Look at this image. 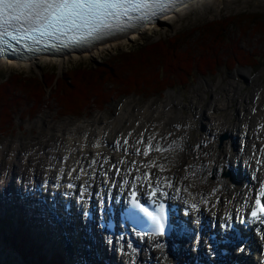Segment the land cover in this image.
Listing matches in <instances>:
<instances>
[{
	"label": "bare ground",
	"instance_id": "obj_1",
	"mask_svg": "<svg viewBox=\"0 0 264 264\" xmlns=\"http://www.w3.org/2000/svg\"><path fill=\"white\" fill-rule=\"evenodd\" d=\"M212 1L218 0H192L174 17L181 16L193 7L208 6ZM174 17L162 18L155 28L167 26L168 21ZM142 33L143 30H139L112 37L84 50L58 54L50 59L39 55L28 62L11 59L8 64L37 67L39 70H42V62L56 61L62 66L66 61L86 58L117 45L127 44ZM3 62L0 59V65ZM240 73L252 76L249 69H243ZM255 95L252 104L257 110L256 114L251 110L244 114L237 111L239 115L236 117L235 110L228 117L219 114L235 96V92L229 91L227 95H220V100L214 98L207 109H201L204 116L198 111L190 119H183L177 113L176 116L182 118V124L165 130H161L155 120L163 113L173 114L174 109L181 112L178 104L165 105L162 114L157 115L155 111L151 113L147 106L135 117L133 127L130 128H126L131 119L127 118L130 115L128 110H123L109 121L90 120L70 129L63 125L64 130L59 135L63 137L53 146L49 145L46 149L24 146L26 164L19 165L22 171L17 178L23 183L28 181L32 188L37 182L43 184L53 179H57L60 188L72 183L70 190L81 191L86 206L100 203L105 195L110 198L117 192L127 191L131 184L146 190L154 184H160L171 198L192 206L191 217L194 221L200 217L225 221L247 210L263 177L264 104H260L261 95L258 90ZM245 105L248 106V103ZM198 117H201L200 122L196 121ZM196 127L203 132L193 139L191 133ZM223 134H227L230 141L219 144V137ZM148 142L160 147V151L152 150L147 157L143 152ZM137 151H143V155L137 157ZM237 165H242L244 169L241 179H237L233 172L231 175L225 174L231 166ZM248 170L251 175L246 178ZM147 172L152 174L149 180L144 177ZM11 173V170L4 169L2 178L9 179ZM209 226L206 225V232L210 233ZM157 241H146L142 247L132 242L123 246L118 244L116 250L123 257L124 264H190L192 254L199 256L206 251L213 259L220 260L216 248L220 243L207 240L204 234L186 241L188 246L177 248L171 247L173 244L169 246V243L157 244ZM254 247L259 250L261 264H264V226L255 233ZM84 257L89 261L87 254ZM219 264H225V261Z\"/></svg>",
	"mask_w": 264,
	"mask_h": 264
},
{
	"label": "rangeland",
	"instance_id": "obj_2",
	"mask_svg": "<svg viewBox=\"0 0 264 264\" xmlns=\"http://www.w3.org/2000/svg\"><path fill=\"white\" fill-rule=\"evenodd\" d=\"M241 13H247V15L258 13L264 16V0H218L212 1L205 7H193L187 12H184L181 16L170 19L167 26L145 31L127 44L117 45L114 48L103 50L98 54L89 55L86 58L66 61L62 66L56 61L52 63L42 62V70H39L37 67L27 68L3 62V64L0 65V82L6 80L8 76L10 78L12 77L13 80L25 76L34 79L38 78L39 80L41 79V81L45 79L49 80L54 76L56 81L57 79H62L64 76H67L73 67L78 66L82 69L89 68V65H97L96 63H99L101 59H107L109 56L115 55L116 52H127L128 49L135 48L140 45V43L145 42L147 44H152L159 41V38L164 40L174 33L190 32L194 27H200L206 23L208 24L222 18H235L237 15L240 16ZM237 19L239 18H236V20ZM245 28L246 27L242 29L238 27L231 28L229 29V34L233 37V42L237 44L236 46L239 50V54H241V52L247 54L248 60L249 55H252V61L258 60L256 68L238 64L231 70L228 66L224 65V62L221 60L223 65L216 71H204V74H194L188 85L169 88L162 91L161 94L152 97H147L146 94L138 95L135 93L120 97L116 95L114 98H110V101L103 107H97L91 104L87 106V108L84 107V109H81L78 113L80 117H77V115H62L63 111L60 110L59 106L62 99H60L59 102L57 98L53 97V91L55 89L56 91L58 90V87H56L53 81V89L51 91V89L48 88L43 105L37 110V113L29 117V111L27 113L25 112L26 105L23 104L16 116L14 126L9 129V131H0V175L3 173L4 169H9L12 171L10 177L16 178L22 171L19 165H23L25 162V158L23 157V151H25L24 146L30 149L35 146L44 147L45 149L47 146H53L59 141V138L63 137L59 136L64 130L63 125L70 129L74 125L84 124L93 120L106 119L109 121L123 110H128L130 113L127 117H131L130 122L126 125V128H130L133 127L135 117H138L139 112L147 106L150 107L149 110H151V113L155 111L154 114L157 115L163 112V109L166 107L165 105L169 103L178 104L181 108V112H177L179 110L174 109L173 114L168 115L166 113H161L162 115H158L159 117L156 118L155 121L159 123V128L165 130L182 124V118L177 117V113L182 115L183 119H190L194 112L198 111L204 116L201 109H207L208 104L211 103L214 98L220 100V95H227L230 91L231 93L235 92V96L228 105L229 108L227 107L225 110L220 111L219 114H225V116L227 115L228 117L233 110L236 111L234 117L239 115L237 111L244 114L251 110L253 114H256L257 110L254 109L252 100L256 97L255 92L257 90L261 95L260 104H264V36L254 35L251 30L244 33ZM195 36L196 37L192 41L188 42L187 48H196V39L199 36L198 34ZM221 54L222 53L219 52V55ZM253 55L256 59H254ZM243 69H249L252 76L249 77L248 75L246 76V74H241L240 71ZM124 75L126 77L123 78L126 79L132 76H127V74ZM138 76H141V74H135V77ZM120 88L123 87L116 89L122 90ZM233 89H235V91ZM112 90L113 89L109 87V90L104 92V96L109 97V93H111ZM71 91L72 92L69 93L70 95H77L79 89L78 87H72ZM58 92V96H61L60 91ZM69 94L68 97H70ZM62 97L63 99L65 98L64 95H62ZM245 103H248V106H246ZM200 120L201 117L196 118L197 122H200ZM241 121L243 122V119H241ZM201 132H203L202 129L196 127L191 133L192 138L195 139ZM228 141H230V138L227 135V138L224 139L223 142L219 140V144H224ZM255 142H257V140H255ZM237 144H239V141ZM88 160L89 158H87V161ZM11 164L12 166L10 168ZM25 164L26 163H24V165ZM43 165L44 162L41 166ZM16 248L17 246L15 244L14 251ZM9 252L11 253V250L8 248L7 242L4 241V249L0 252V259L6 254H9ZM0 264L4 263L0 260ZM20 264H25V262H20Z\"/></svg>",
	"mask_w": 264,
	"mask_h": 264
},
{
	"label": "trees",
	"instance_id": "obj_3",
	"mask_svg": "<svg viewBox=\"0 0 264 264\" xmlns=\"http://www.w3.org/2000/svg\"><path fill=\"white\" fill-rule=\"evenodd\" d=\"M234 27H246L244 33L251 30L254 35L264 36V16L241 13L235 18H222L194 27L190 32L174 33L164 40L159 38V41L152 44L143 42L127 52H116L107 59H101L97 65L91 64L89 68L73 67L67 76L56 81L54 76L49 80L44 78V81L25 76L13 80L8 76L0 82V131H9L14 126L23 104L26 105L25 112L29 111V117L37 113L43 105L48 88L52 91L53 81L58 87L57 91H53V97L59 102L62 99L59 104L62 115L80 117L78 113L84 107L90 104L103 107L116 95L120 97L135 93L152 97L166 89L188 85L194 74L216 71L223 65L221 60L231 70L238 64L256 68L258 60L252 61V55H249L248 60L247 54L238 53L237 44L229 34V29ZM197 34L196 48H187L188 42ZM137 73L141 76L135 77ZM124 74L132 76L126 79L123 78L126 77ZM72 87H78L77 95L69 94ZM109 87L113 90L109 97H105L104 92ZM119 87H123L120 88L122 90L116 89ZM58 91L61 96H58ZM20 235L23 237V234ZM11 243L15 244L13 240ZM19 245L23 246L22 243ZM31 261L32 264H59L55 259L47 263Z\"/></svg>",
	"mask_w": 264,
	"mask_h": 264
},
{
	"label": "snow or ice",
	"instance_id": "obj_4",
	"mask_svg": "<svg viewBox=\"0 0 264 264\" xmlns=\"http://www.w3.org/2000/svg\"><path fill=\"white\" fill-rule=\"evenodd\" d=\"M159 6V0H0V42L6 43L3 38L10 36L17 43L30 40L37 44L75 33L69 38L79 44L90 37L98 38L105 30L121 28L128 21L147 19V13ZM260 195L264 196V189ZM133 204L140 207L135 200ZM257 206L253 217L264 214L259 200Z\"/></svg>",
	"mask_w": 264,
	"mask_h": 264
}]
</instances>
